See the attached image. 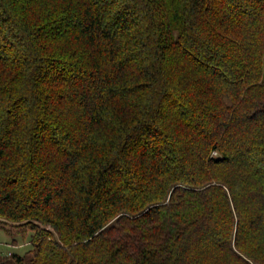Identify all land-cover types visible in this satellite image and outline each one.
Wrapping results in <instances>:
<instances>
[{
	"label": "trees",
	"instance_id": "16d2710c",
	"mask_svg": "<svg viewBox=\"0 0 264 264\" xmlns=\"http://www.w3.org/2000/svg\"><path fill=\"white\" fill-rule=\"evenodd\" d=\"M0 230V264H264V0H0Z\"/></svg>",
	"mask_w": 264,
	"mask_h": 264
},
{
	"label": "rangeland",
	"instance_id": "374dc122",
	"mask_svg": "<svg viewBox=\"0 0 264 264\" xmlns=\"http://www.w3.org/2000/svg\"><path fill=\"white\" fill-rule=\"evenodd\" d=\"M13 240H18L17 245L8 246L10 244H13ZM25 248H29V242L25 244V242L22 241L20 237H10L5 232L0 230V256L1 258H8L9 254L13 252L17 253H23Z\"/></svg>",
	"mask_w": 264,
	"mask_h": 264
}]
</instances>
